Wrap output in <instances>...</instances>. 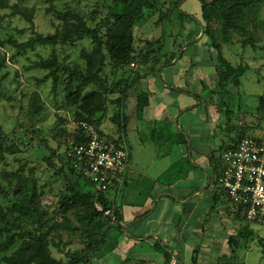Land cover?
Wrapping results in <instances>:
<instances>
[{
	"label": "rangeland",
	"instance_id": "rangeland-1",
	"mask_svg": "<svg viewBox=\"0 0 264 264\" xmlns=\"http://www.w3.org/2000/svg\"><path fill=\"white\" fill-rule=\"evenodd\" d=\"M7 1L10 5L17 2ZM102 1L26 0L22 6L34 11L35 32L47 35L55 33L59 26V21L50 9L52 5L56 10L70 7L80 12L91 24L93 14L97 16L98 22L107 15V7ZM176 1L178 0L172 2ZM172 2L165 5V10L171 7ZM182 2L181 8L185 14H199L197 0ZM252 10L250 17L254 23L249 33L258 40L256 50L252 46L243 48L240 35H232V43H224L218 33L220 26L217 25L214 30L213 37L221 43L223 58L235 68H249L240 79V87L229 86V94L223 97H207V92L204 91L205 87L212 90L217 79V52L204 45V36L201 41L188 44L176 63L172 64V61L169 65L166 64L171 56L178 54L180 46L177 56L187 42L201 35L200 26L193 21L180 20L176 14L174 23L171 19V25L167 27L166 38L161 42L164 43V55L159 57L161 64L157 69L163 84L158 76L155 77L150 72V65L138 63L136 70L127 66L117 71L110 65L103 69V76L109 86L122 78H129L136 71L144 77L139 84L141 89L154 93V97L150 106L138 117L132 89V97L125 102V107L112 103L113 100L119 101V90L109 96L108 113L101 129L114 138H118L119 134L124 135L123 131H119L118 125L122 124L123 118L121 114L116 115V112L125 108L128 120L124 139L128 142L127 147H130L131 164L126 186L122 185L108 193L109 199L116 207H120L123 216L120 222L111 225L112 233L118 236L119 246L104 259L94 260L92 264H123L124 255L129 253L132 245L131 254L144 253L139 255L144 264H175V259L178 264H191L196 249L197 264H264L263 246L260 243V240H264L263 227L249 224L243 218L238 220L229 216L221 203L216 210L209 211L213 205V195L221 193L220 188L218 190L213 185V168L224 150L240 137L239 129H246L247 137L264 140V111H259L260 99L264 97V50H260L264 47V2L255 4ZM150 22L148 26H140L138 29V48L143 47L145 41L162 38L161 26L155 27L156 18ZM30 37L29 25L22 18L12 16L9 8H0V63L5 57L0 69V73L5 74L0 86V135L8 141V147H17L12 152L5 153L8 164L0 163V172L3 169L14 172L21 165L25 166L26 173L29 168H35L42 204L53 211L60 192L67 186L66 176L75 180L68 172L60 171V156L62 158L67 144L72 142L78 124L67 107L65 94L62 92L63 85L58 94L54 95L51 80L42 71L26 69L29 65L27 58L37 60V55L47 58L51 48H37L35 52L18 56L11 45H1L2 41L9 38L22 43ZM91 49L90 42L84 40L76 42L74 46H57L56 53L60 61L81 66L85 62L80 58V52ZM175 88L179 92L171 90ZM34 91L40 94L44 108L40 117L28 112L29 98ZM179 110L184 111L178 119L179 129L174 124L168 132L164 125L172 121L174 123ZM178 130L188 138L186 143L183 142L185 136H176ZM189 143L191 160L188 157ZM50 149L56 153L53 159L54 170L49 169L46 161L51 156ZM186 156L193 166L186 161ZM176 164L179 169H171ZM0 183L6 192L12 188L1 176ZM205 186L202 192L195 193ZM84 187L86 191L94 189L93 185ZM150 198H154L153 204L159 198L154 211L148 217L135 221L134 218L140 213L150 208L152 211ZM220 199L224 201L223 197ZM10 206L8 199L0 193V208L6 212ZM14 219L22 230L32 229L17 216ZM119 226L122 230L125 228L128 236L144 238L148 234H156L175 258L168 261L161 251L153 247L156 239L154 236L149 237L147 243L136 245L123 239L126 234L122 231L120 237ZM244 227L250 229L252 235L241 239L238 248H232L229 245L230 237H235ZM62 236L63 240L67 239L66 232ZM79 248L82 247L76 244L65 248L51 246V251L56 259H63L68 263L66 251Z\"/></svg>",
	"mask_w": 264,
	"mask_h": 264
},
{
	"label": "trees",
	"instance_id": "trees-1",
	"mask_svg": "<svg viewBox=\"0 0 264 264\" xmlns=\"http://www.w3.org/2000/svg\"><path fill=\"white\" fill-rule=\"evenodd\" d=\"M172 1L103 0L101 3L106 5L107 15L98 22L97 16L93 14L91 24L85 20L80 12L70 7L64 8V10H56L52 5L50 9L56 20L59 21V26L55 33L43 35L34 30V11L22 6L26 0H17L13 5H10L7 0H0L1 9L9 8L12 16L22 18L31 30V37L27 41L19 43L9 38L5 42L2 41L1 45L4 47L7 44L11 45L18 56L26 55L27 52H35L37 48H51L47 58L40 55H37V60L27 58L29 65L26 69L42 71L51 80V91L54 95L58 94L60 86L63 85L62 92L65 94L67 107L72 113L73 120L78 124L72 142L67 144V150L62 158L60 156L62 162L60 171L68 172L69 175L74 176L75 180H71L70 177L66 176L67 186L64 191L60 192L55 210L50 211L42 204V198L38 192V178L34 174L35 168H29L28 173L25 172L24 165L19 166L14 172L13 170H1V179L9 182L12 188L6 192L0 183V193H3L11 204L6 212L0 208V264H64L63 259L58 260L53 256L51 246L65 248L71 244H76L82 248L66 251L65 256L69 262L65 264H92L94 260L104 259L119 246L118 236L112 233L111 225L117 224L122 219L120 207H116L109 199L108 193L110 190L105 193L94 187L93 190L86 191L84 186L92 184L75 171L72 167V161L66 155L72 144L84 142L80 125L81 123H88L115 144L123 145L131 161L130 147H127L128 142L124 139L128 120L125 108L116 112V115L121 114L123 118L122 124L118 125L119 131H123L124 135L119 134L118 138H114L105 134L101 129V124L108 113L109 96L119 90L120 101L113 100L112 103L119 106L124 105L125 107V102L132 97L130 95L132 89L134 96L132 99H134L137 116L139 117L150 106L154 93L141 89L139 84L144 77L136 71L129 78H122L116 84L109 86L106 77L103 76V69L110 65L114 70L119 71L127 66L130 67V64L134 63L137 65L136 70L139 63L144 66L150 65V72L157 77L156 69L161 64L159 57L164 55V43L161 42L167 36V27H170L171 19L172 23L175 21V14L180 20L193 21L197 26L199 24L196 19L199 20L205 28L204 45L213 48L217 52V79L212 90L208 87L204 88L207 97L212 95L223 97V95L229 94L227 90L229 86L240 87V79L249 68L246 66L235 68L223 58L221 43L213 37L214 30L217 25L220 26L218 33L223 38L224 43H232V35H240L242 38L240 44L243 48L252 46L251 48L256 50L258 40L249 33V29L254 23L250 14L253 12L252 7L255 4L264 2V0H213L210 3L206 0H197L200 12L198 15L192 14L194 16L185 14L181 8L183 0ZM170 2H172L171 7L165 10V5ZM155 18V27L161 26L162 28V38L145 41L143 47L138 48L136 46L138 29L140 26H148L151 23L150 21ZM84 40L89 41L92 46L91 51L82 50L80 52V58L85 62V65L72 66L59 60L56 53L57 46H74L76 42ZM260 50H264V47H261ZM177 55L171 56L166 64L169 65L174 61ZM13 57L14 55H12V60ZM4 62L5 57L0 63V69L3 67ZM4 77L5 74L0 73V86ZM171 90L179 92L178 88ZM196 97L199 98L200 96L196 95ZM260 101L259 111H264V97ZM188 110L186 109V111ZM28 112L32 116L39 117L43 114L44 108L38 92L34 91L31 94ZM178 112H181V110ZM171 125L174 126L173 121L164 125L168 132H170ZM239 130L240 137L232 144L246 137L247 130L243 128ZM178 134L179 136H185L179 130L176 136ZM187 139L186 137L183 142L186 143ZM7 142L0 135V163L5 165L8 164L5 153L7 151L12 152L17 148L16 146L8 147ZM232 144L225 150L229 149ZM50 152L51 156L46 161L49 169L54 170L53 159L56 157V153L53 149H50ZM185 158L189 162L187 156ZM171 169L178 170L179 165L176 164ZM222 169L220 159L213 168L215 174L213 185L218 190L217 180L222 173ZM81 181H84L83 184H81ZM126 181L119 187L126 186ZM220 192L219 195H213V205L209 211L216 210L218 204L221 203L229 216H234L238 220L244 219L241 207H233L226 193L223 190ZM221 197L224 198L225 202L220 199ZM151 201L152 206L154 198ZM107 210L112 211L115 221H112L111 216H104V212ZM150 210L151 208L140 213L134 218L135 221L148 217ZM15 216L24 220L32 229L22 230L21 225L16 223ZM118 229H120L119 235L121 237L123 234L122 227L119 226ZM64 232L67 233L66 240H63L62 233ZM252 233L250 229L244 227L238 231L235 237H230L229 245L232 248H238L241 239L248 238ZM142 238L143 236L135 237L127 234L123 237V239L132 241L134 245L147 243L148 238L141 240ZM260 243L263 246L262 254L264 255V240H260ZM153 247L159 252L161 251L166 260L169 261L173 257L162 239H154ZM131 249L128 250L129 253L124 255L123 264L128 262L142 264L143 260L139 258V255L144 253L135 255L134 252L131 254ZM197 253L198 250L196 249L191 258V264H197Z\"/></svg>",
	"mask_w": 264,
	"mask_h": 264
},
{
	"label": "built area",
	"instance_id": "built-area-1",
	"mask_svg": "<svg viewBox=\"0 0 264 264\" xmlns=\"http://www.w3.org/2000/svg\"><path fill=\"white\" fill-rule=\"evenodd\" d=\"M136 68V64H130ZM84 142L72 144L67 157L72 167L101 192L117 189L130 168V158L124 146L115 144L88 123H81ZM222 173L218 187L233 204L241 207L244 220L264 228V140L251 137L232 144L221 156ZM104 216L115 221L111 210Z\"/></svg>",
	"mask_w": 264,
	"mask_h": 264
},
{
	"label": "water",
	"instance_id": "water-1",
	"mask_svg": "<svg viewBox=\"0 0 264 264\" xmlns=\"http://www.w3.org/2000/svg\"><path fill=\"white\" fill-rule=\"evenodd\" d=\"M206 1H207L208 3H210V2H212L213 0H206ZM196 21L198 22V24H199V26H200V28H201V35H200V37L197 38V39H193V40H190L189 42H187V43L184 45V47L182 48V50H181V52H180V55L177 56V58L172 62V64L176 63V62L180 59V57H181V53L185 50V47L188 46V44L197 43V42H198V41L204 36V34H205V28H204L203 24H202L199 20H197V19H196ZM158 73H159V69H156V75H157V76H158ZM158 80L161 82V84H163L162 81H161V79L159 78V76H158ZM118 100L120 101V98H119ZM183 113H184V111H181V112L175 117V119H174L175 127L178 128V129H179V127H178V119H179L180 115H182ZM182 133H183V132H182ZM188 157H189V159L191 160V146H190V143L188 144ZM207 178H208V184H210L211 180H210L208 174H207ZM205 188H206V186H205L204 188L200 189L198 192H202ZM196 193H197V192H196ZM166 195H167V194H166ZM167 196L170 197V195H167ZM158 199H159V198H158ZM158 199L155 200V202H154V204H153L152 211H150V213H148V216L154 211V209H155V207H156V205H157V201H158ZM122 231L125 233V228H123ZM125 234H126V233H125ZM151 236H154V237H156V238L159 240V238L157 237L156 234H148L147 236H145V237L142 238L141 240H145V239H147V238H149V237H151ZM135 239H138V238H135ZM173 257L175 258V256H173ZM132 263H137V262H128L127 264H132ZM175 264H178V260H177V259H175Z\"/></svg>",
	"mask_w": 264,
	"mask_h": 264
}]
</instances>
